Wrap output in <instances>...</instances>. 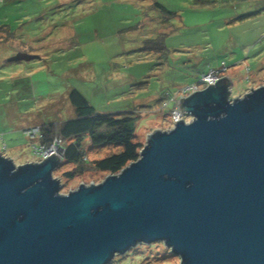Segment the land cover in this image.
Wrapping results in <instances>:
<instances>
[{
	"label": "water",
	"instance_id": "water-1",
	"mask_svg": "<svg viewBox=\"0 0 264 264\" xmlns=\"http://www.w3.org/2000/svg\"><path fill=\"white\" fill-rule=\"evenodd\" d=\"M230 86L223 76L181 98L190 122L66 194L53 176L63 158L16 166L0 151V264H109L160 240L180 264H264V84L235 98Z\"/></svg>",
	"mask_w": 264,
	"mask_h": 264
},
{
	"label": "rangeland",
	"instance_id": "rangeland-1",
	"mask_svg": "<svg viewBox=\"0 0 264 264\" xmlns=\"http://www.w3.org/2000/svg\"><path fill=\"white\" fill-rule=\"evenodd\" d=\"M158 1L179 15L165 38L166 57L138 51L142 33L128 29L151 0H0V151L16 166L37 162L38 136L26 130L74 117L67 99L73 88L101 113L140 114L135 133L143 146L149 133L169 124L173 103L159 104L162 92L196 82L200 72L223 66L218 73L230 79L231 98L264 84V0ZM18 51L38 57L12 60ZM108 152L98 148L88 157ZM69 168L53 170L61 194L109 175L88 170L67 178ZM180 263L161 240L137 243L109 262Z\"/></svg>",
	"mask_w": 264,
	"mask_h": 264
},
{
	"label": "trees",
	"instance_id": "trees-1",
	"mask_svg": "<svg viewBox=\"0 0 264 264\" xmlns=\"http://www.w3.org/2000/svg\"><path fill=\"white\" fill-rule=\"evenodd\" d=\"M177 16L179 15L175 10L172 11L158 0H151L142 10L136 24L128 27L139 34L142 33V43L138 51L145 54L158 53L166 57L168 52L165 38L174 31L171 20ZM147 20L149 24L146 23ZM169 25L171 31L163 29ZM5 34L10 37V32ZM199 77L200 74L197 79ZM143 83L145 82L137 86ZM191 83L193 82L188 84ZM188 84L180 87L175 93L165 90L162 96L156 99L157 102L166 106L172 102V98L177 99L180 89ZM69 91L67 99L73 108L74 117L63 121L46 120L37 126L40 127V135L37 138L40 144L48 146L55 139L61 140L60 145L64 149L62 165L65 163L70 166L63 172L64 176L74 178L88 170L108 172L110 175L118 173L122 167L136 160L143 147L135 133L136 121L140 114L135 110L101 113L96 111L91 102L76 88ZM171 112L172 109L170 114ZM98 148H109V152L99 158H89L88 152L97 151Z\"/></svg>",
	"mask_w": 264,
	"mask_h": 264
},
{
	"label": "built area",
	"instance_id": "built-area-1",
	"mask_svg": "<svg viewBox=\"0 0 264 264\" xmlns=\"http://www.w3.org/2000/svg\"><path fill=\"white\" fill-rule=\"evenodd\" d=\"M222 68L223 66L219 69H211V70H208L207 72L200 73V77L197 79L196 82L188 84V86H184L183 88L180 89V95L177 97V99H174V98L171 99L172 102L174 103V106L172 108L170 120L168 121L169 124L164 130L174 127V125L180 119L186 122H190L192 117L190 116L188 118L187 115H185L184 112L179 109L181 98L188 96L190 93L199 91L200 89H204L210 84L214 83L217 79L222 78L218 73V72H222ZM200 84H203L204 86L202 87L200 86ZM26 131H27L26 136L34 137L35 135H37L39 137L40 135V127H37V126L33 128H28ZM1 138H2V135H0V139ZM60 144H61V140L55 139L48 146L40 144L39 148L34 147V151L36 155L39 157V160H37V162H41V160L47 158L52 153L62 158L64 154V149L61 148ZM5 147L6 146H4V148Z\"/></svg>",
	"mask_w": 264,
	"mask_h": 264
},
{
	"label": "crops",
	"instance_id": "crops-1",
	"mask_svg": "<svg viewBox=\"0 0 264 264\" xmlns=\"http://www.w3.org/2000/svg\"><path fill=\"white\" fill-rule=\"evenodd\" d=\"M41 123V122H40ZM38 125H40V124H38ZM1 134V133H0ZM2 135V134H1ZM5 138H4V133H3V135H2V140H4ZM5 144V146L6 147H8V144L7 143H4Z\"/></svg>",
	"mask_w": 264,
	"mask_h": 264
},
{
	"label": "bare ground",
	"instance_id": "bare-ground-1",
	"mask_svg": "<svg viewBox=\"0 0 264 264\" xmlns=\"http://www.w3.org/2000/svg\"><path fill=\"white\" fill-rule=\"evenodd\" d=\"M70 41V40H69ZM138 50V49H137Z\"/></svg>",
	"mask_w": 264,
	"mask_h": 264
}]
</instances>
